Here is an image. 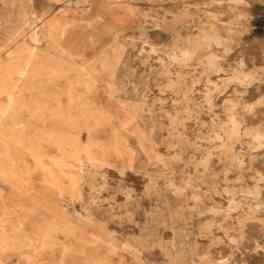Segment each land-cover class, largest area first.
<instances>
[{
	"label": "rangeland",
	"instance_id": "374dc122",
	"mask_svg": "<svg viewBox=\"0 0 264 264\" xmlns=\"http://www.w3.org/2000/svg\"><path fill=\"white\" fill-rule=\"evenodd\" d=\"M0 264H264V0H0Z\"/></svg>",
	"mask_w": 264,
	"mask_h": 264
},
{
	"label": "bare ground",
	"instance_id": "6f19581e",
	"mask_svg": "<svg viewBox=\"0 0 264 264\" xmlns=\"http://www.w3.org/2000/svg\"><path fill=\"white\" fill-rule=\"evenodd\" d=\"M25 58V57H24Z\"/></svg>",
	"mask_w": 264,
	"mask_h": 264
}]
</instances>
